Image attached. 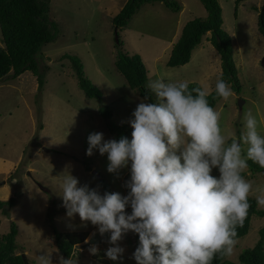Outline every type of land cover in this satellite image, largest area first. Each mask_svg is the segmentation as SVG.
Masks as SVG:
<instances>
[{
  "label": "rangeland",
  "instance_id": "374dc122",
  "mask_svg": "<svg viewBox=\"0 0 264 264\" xmlns=\"http://www.w3.org/2000/svg\"><path fill=\"white\" fill-rule=\"evenodd\" d=\"M128 1L51 0L50 18L59 24L61 33L55 42L42 48L38 57L41 71L46 70L44 90L39 91L37 78L31 71L0 82V200L17 198L10 218L0 211V240L10 231L11 222H15L19 231L17 254H25L29 264H37L41 254H49L52 264H59L62 255L54 227L75 244L72 258L75 264H137L132 258L137 234L131 231L125 234L119 242L125 249L122 259L111 260L105 255L112 246L108 242L110 234L101 236L90 221L84 226L78 214L67 217L59 192V175L67 168L81 184L99 185L101 193L104 189L94 172L114 192L127 194L123 185L130 178L129 168L109 173L107 155L96 151L88 156L86 149L91 132H103L105 139H111L114 138L109 131L111 122L130 126L128 119L143 99L137 90L128 87L115 65L118 48L113 19ZM175 1L184 11L181 9L177 14L163 2L143 5L125 29L118 28L119 41H123L125 52L141 56L149 79L163 76L198 83L211 93L222 74L221 56L210 42L211 33L193 51L188 64L167 65L186 23L208 15L200 0ZM219 3L223 28L233 39V59L242 87L239 94L233 91L228 100L222 98L215 107L220 114L222 133L229 139L230 134L238 136L244 112L250 109L259 121L258 130L264 134V37L258 30V12L254 9H260L264 0H247L239 5L237 0ZM180 31L179 39L175 38ZM0 46L5 47L1 26ZM66 54L82 61L86 76L103 93V104L87 98L80 89L70 60L63 58ZM102 105L112 112L111 120L100 115ZM244 173L253 186L249 198L256 199L264 190V171L252 174L247 168ZM213 174L218 172L214 169ZM127 211L131 212V208ZM262 229L264 217L254 216L249 233L236 240L233 255L225 259L239 263L240 254L256 245ZM95 234L100 235L101 241L94 243L99 252L92 254L90 239Z\"/></svg>",
  "mask_w": 264,
  "mask_h": 264
},
{
  "label": "clouds",
  "instance_id": "9594fccd",
  "mask_svg": "<svg viewBox=\"0 0 264 264\" xmlns=\"http://www.w3.org/2000/svg\"><path fill=\"white\" fill-rule=\"evenodd\" d=\"M146 89L155 99L145 95L132 111L130 139H105L96 131L87 137L86 154H106L109 173L129 168L127 194L101 193L99 185L81 184L66 168L59 175L66 216L78 214L84 226L90 221L101 236L109 233L112 246L105 255L113 261L122 259L119 242L129 231L138 234L132 253L137 264H212L217 254L231 257L253 191L243 173L248 161L264 168L256 115L245 111L239 135L229 139L206 86L190 90L187 81L161 76L149 79ZM215 92L224 100L233 95L223 79H217ZM255 198L264 207V190ZM89 251L97 254L99 248L92 244ZM37 264H52L50 255H38ZM59 264L75 261L61 256Z\"/></svg>",
  "mask_w": 264,
  "mask_h": 264
},
{
  "label": "trees",
  "instance_id": "16d2710c",
  "mask_svg": "<svg viewBox=\"0 0 264 264\" xmlns=\"http://www.w3.org/2000/svg\"><path fill=\"white\" fill-rule=\"evenodd\" d=\"M207 10L206 18H197L186 23L179 41L174 44L167 65L179 67L188 64L193 51L201 44L203 38L211 33L210 42L218 50L221 56L222 74L220 79L225 80L232 90L240 93L238 70L233 59V39L224 28L223 10L219 0H200ZM247 0H237V5ZM163 2L171 10L178 12L182 9L179 2L175 0H129L114 19L115 27L119 30L125 29L129 21L137 11L145 4ZM257 7V6H255ZM258 30L264 37V5L258 9ZM51 0H0V26L2 30V41L5 47L0 46V82L9 79H17L27 71H31L37 78L40 92L45 87L46 70L41 71L38 57L42 48L55 42L61 33L59 24L50 18ZM120 38V37H119ZM123 41L120 39L116 46L118 48L116 68L124 76L127 85L132 90H137L144 98L149 95L150 102L154 99L146 89L149 80L148 70L142 58L138 54L130 55L125 52ZM64 59L71 62L75 71L80 89L87 98L103 102L102 91L93 84L86 76L82 61L75 56L66 54ZM48 68V67H47ZM201 86L198 83H189V89ZM209 104L215 109L222 100L213 90L208 96ZM103 104V103H102ZM100 115L106 120L112 119V112L104 105L100 107ZM109 131L115 139L121 136L131 138L132 128L126 124H109ZM248 170L252 174L261 173L264 168L258 164L248 161ZM86 170L90 171L89 165L85 164ZM245 176V173H243ZM104 191H113L105 180H99ZM114 192V191H113ZM250 208L243 226L237 227V239L245 237L251 228L254 216L264 217V209L259 208L254 198H249ZM17 205V198L12 197L7 201L0 200V211L10 218L11 210ZM55 240L59 252L65 259L75 256V244L64 233L53 228ZM19 231L15 222H11L10 231L3 235L0 240V264H26L22 254H17V237ZM138 234L135 246H138ZM212 264H264V229L260 231V239L253 248L245 249L239 256V263L221 258L219 254L213 259Z\"/></svg>",
  "mask_w": 264,
  "mask_h": 264
},
{
  "label": "water",
  "instance_id": "95a60500",
  "mask_svg": "<svg viewBox=\"0 0 264 264\" xmlns=\"http://www.w3.org/2000/svg\"><path fill=\"white\" fill-rule=\"evenodd\" d=\"M115 34H116V41L118 42V41H119L118 28H116ZM94 174L97 176L98 179H101V176H100V174H99L98 172H94ZM100 241H101V238H100V235H99V234H95V235H93L92 238L90 239V242H91L92 244H94V243H99ZM22 257H23V259H24V262H25L26 264H29V262H28V260H27V258H26V255L23 254Z\"/></svg>",
  "mask_w": 264,
  "mask_h": 264
},
{
  "label": "crops",
  "instance_id": "0c3cea01",
  "mask_svg": "<svg viewBox=\"0 0 264 264\" xmlns=\"http://www.w3.org/2000/svg\"><path fill=\"white\" fill-rule=\"evenodd\" d=\"M182 9H183V11H184V7H182ZM173 11V10H172ZM174 12V11H173ZM175 13H177L178 14V12H175ZM180 14H182V11H181V13ZM180 27V26H179ZM180 30H182L181 29V27H180ZM180 34H181V31L180 32H177V36L175 37V38H177V39H179V37H180ZM168 48V47H167Z\"/></svg>",
  "mask_w": 264,
  "mask_h": 264
}]
</instances>
